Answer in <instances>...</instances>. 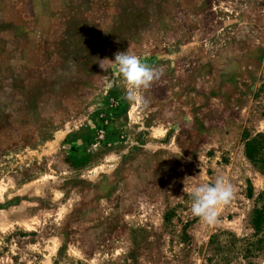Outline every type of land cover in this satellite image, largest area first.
Segmentation results:
<instances>
[{
    "label": "rangeland",
    "instance_id": "1",
    "mask_svg": "<svg viewBox=\"0 0 264 264\" xmlns=\"http://www.w3.org/2000/svg\"><path fill=\"white\" fill-rule=\"evenodd\" d=\"M126 51L163 73L135 102ZM245 132L264 0H0V264H264ZM217 176L235 196L205 224L184 188Z\"/></svg>",
    "mask_w": 264,
    "mask_h": 264
},
{
    "label": "clouds",
    "instance_id": "2",
    "mask_svg": "<svg viewBox=\"0 0 264 264\" xmlns=\"http://www.w3.org/2000/svg\"><path fill=\"white\" fill-rule=\"evenodd\" d=\"M114 55L115 60L111 62L125 87L126 98L132 102L142 89L150 88L163 75L159 68L150 66L137 55L127 51ZM100 66L103 68L102 64ZM142 101L147 103L143 98ZM184 191L191 199V214L205 224L218 222L220 207L228 205L235 196L234 186L224 176H217L211 183L197 184L191 191L184 188Z\"/></svg>",
    "mask_w": 264,
    "mask_h": 264
},
{
    "label": "trees",
    "instance_id": "3",
    "mask_svg": "<svg viewBox=\"0 0 264 264\" xmlns=\"http://www.w3.org/2000/svg\"><path fill=\"white\" fill-rule=\"evenodd\" d=\"M243 137L246 156L252 163L255 165L258 164L261 170L264 172V132H257L254 135L245 132ZM261 199L263 205L261 207H257L254 210L252 225L258 234L263 233L260 243L261 249L264 251V194L262 195ZM170 217L171 213L169 212L165 219L169 220Z\"/></svg>",
    "mask_w": 264,
    "mask_h": 264
}]
</instances>
